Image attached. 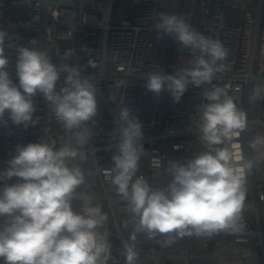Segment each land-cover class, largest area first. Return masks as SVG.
Masks as SVG:
<instances>
[{"label":"clouds","instance_id":"clouds-1","mask_svg":"<svg viewBox=\"0 0 264 264\" xmlns=\"http://www.w3.org/2000/svg\"><path fill=\"white\" fill-rule=\"evenodd\" d=\"M157 39L172 37L180 50L191 54L188 67L174 74L161 70L144 74L145 87L157 97L167 91L179 103L189 85L212 84L228 50L223 44L196 31L182 16L160 13L154 24ZM17 37L0 29V123L8 119L24 128L38 124L34 97L41 95L51 105L57 122L73 142H35L17 145L0 170V261L2 264H109L110 233L100 231L108 217L94 197L84 191L85 173L81 148L90 138L77 131L97 114V88L76 66H58L47 51L17 45ZM7 41V43H6ZM32 41H29L31 44ZM7 49V51H6ZM14 55L13 81L9 66ZM72 55L71 51L64 54ZM63 85L57 88L62 74ZM238 91V89H237ZM206 103L198 106L197 130L204 150L186 163L171 162V179L165 188H153L137 177L143 145V126L131 109L121 107L112 184L127 203L132 231L124 242L125 264H136L137 234L150 239L211 237L221 232L239 233L246 198V177L255 164L264 161V137L256 136L249 147L258 155L246 158L239 137L247 129V114L224 88L203 92ZM264 97V84L253 89L251 100ZM15 178L14 183H9ZM80 201L76 210L74 201ZM127 228V224L125 225Z\"/></svg>","mask_w":264,"mask_h":264},{"label":"built area","instance_id":"built-area-1","mask_svg":"<svg viewBox=\"0 0 264 264\" xmlns=\"http://www.w3.org/2000/svg\"><path fill=\"white\" fill-rule=\"evenodd\" d=\"M112 3V11L109 6ZM117 4L113 12L114 5ZM160 13L182 16L196 31L219 40L228 50L223 61L225 70L218 72L210 85L201 88L189 85L179 103L164 91L158 97L145 87L144 74L161 70L174 74L180 67H188L191 54L180 50V45L170 36L157 39L154 28ZM0 29L16 38L17 45L40 48L43 43L52 49L48 52L58 66L70 65L81 69L97 88V114L89 124L77 131L90 135L91 142L107 145L118 142L117 119L121 107L131 109L143 126V151L138 164L137 177H143L153 188H165L171 179L170 163H186L204 150L199 133L180 135L165 139L153 137L164 131L168 133L197 127L198 106L206 103L203 92L213 86L224 88L236 98L238 108L250 117L264 120V97L257 99L255 115H250V99L253 89L264 84V0H0ZM29 41H32L29 44ZM7 43V41H6ZM7 51V49H6ZM71 51L72 55L64 57ZM105 51V53H104ZM104 56V67L102 60ZM14 55L9 71L17 81L14 71ZM62 74L57 88L63 85ZM238 89V91H237ZM38 124L24 128L4 119L0 123V166L15 152L17 145L35 142H55L57 145L73 142V133L67 132L52 111L50 104L41 95L34 97ZM247 124L239 137L246 158L256 159L258 153L249 147L256 132ZM80 149V150H81ZM116 152L97 153L98 167L92 156L86 155L81 164L85 173L84 191L104 201H112L124 241L132 231L127 203L112 184V157ZM109 159V162H106ZM264 171V161L258 163ZM99 174L108 192L104 191ZM15 178L9 183H14ZM246 198L242 210L244 229L230 239L217 241L209 253L208 237L172 238L167 235L148 238L137 234L136 249L139 253L136 264H205V260L221 253L231 252L243 246L264 248V181L254 178V167L246 177ZM255 215L256 222L251 214ZM0 219V224L4 223ZM127 224V228L125 225ZM115 226V225H114ZM113 237L112 260L109 264H125L121 254L124 243L118 231L105 229ZM229 245V246H228ZM199 247V248H198ZM155 260L159 263H154ZM2 264V261H0ZM211 264V263H210Z\"/></svg>","mask_w":264,"mask_h":264},{"label":"rangeland","instance_id":"rangeland-1","mask_svg":"<svg viewBox=\"0 0 264 264\" xmlns=\"http://www.w3.org/2000/svg\"><path fill=\"white\" fill-rule=\"evenodd\" d=\"M258 106V101L257 100H252L250 104V115H255L256 114V109ZM251 129H253L258 136L264 137V128L258 125H252L251 124ZM253 150V149H252ZM255 151V150H253ZM256 152V151H255ZM257 153V152H256ZM87 155V154H86ZM106 162H109V159H106ZM142 163L141 160H139L138 164ZM80 201H74L73 206L76 210H79L80 208ZM93 204H98L102 207L103 212L107 214V221L104 224L105 229H108L110 231H115V226H114V221L113 218L109 212L108 209V203L104 201L102 198H97L93 200ZM113 237L110 236V241H113ZM217 246V245H216ZM215 243L212 242L208 250H205L204 252H208L211 250H214L216 248ZM250 257V261H252V264H262L261 262V253L260 250H258L254 246H243L240 249H235L231 252L227 253H221L218 254L212 258L208 257L204 262L205 263H212L215 262L216 264H248L249 260L247 259ZM154 263H159V261L155 260Z\"/></svg>","mask_w":264,"mask_h":264},{"label":"water","instance_id":"water-1","mask_svg":"<svg viewBox=\"0 0 264 264\" xmlns=\"http://www.w3.org/2000/svg\"><path fill=\"white\" fill-rule=\"evenodd\" d=\"M108 11L109 12L112 11V3L110 4ZM40 50L47 51V52H52V49L50 47H48V46H45L43 43L40 44ZM104 53H105V51H104ZM103 67H104V56H103V60H102V68ZM247 124H249V125H251V124L252 125H258V126H261V127L264 128V120L262 118H260V116L248 118L247 119ZM194 133H198L197 127H193V128H189V129H183V130H179V131L172 132V133H168V132L164 131V132H162V133H160L158 135H155L153 137V139L154 140H156V139H165V138H170V137H175V136H180V135H187V134H194ZM148 140H149L148 138L144 137V138H142V140L139 143L147 142ZM117 143L107 144V145H97V144L91 142L87 147L81 149V152H84L86 154H90L92 156L93 163H94V165L97 168L98 167L97 153L101 152V151H110V150L116 148ZM58 147H59V145H57V148ZM7 166L8 165L0 166V170L6 169ZM99 177H100L102 186L104 188V191L108 192V189H107L104 181L102 180V177H101L100 174H99ZM107 203H108L109 210H110L111 215H112L113 220H114V225H115V227H116V229L118 231V236L121 238L122 242L124 243L125 241H124L122 233L120 231L118 217L116 215V212H115L114 206L112 204V201L108 200Z\"/></svg>","mask_w":264,"mask_h":264},{"label":"crops","instance_id":"crops-1","mask_svg":"<svg viewBox=\"0 0 264 264\" xmlns=\"http://www.w3.org/2000/svg\"><path fill=\"white\" fill-rule=\"evenodd\" d=\"M252 116V115H251ZM255 161V160H254ZM254 178L255 179H257V180H263L264 181V171H262V170H260L259 168H258V163L257 164H255V166H254ZM108 209H109V207H108ZM109 212H110V210H109ZM110 214H111V212H110ZM251 214V217H252V219H253V221L254 222H256V219H255V215L254 214H252V213H250ZM112 216V215H111ZM113 218V217H112ZM114 221V220H113ZM261 223H262V225L264 226V218H261ZM228 234V233H227ZM233 234V233H232ZM224 236V235H223ZM220 233L219 234H216V235H213V236H211V237H208V242H209V246H208V248L210 247V245L212 244V242L213 243H215V246H216V244H217V241L218 240H223V239H226L225 237H223ZM226 236V235H225ZM232 237V236H231ZM229 246V245H228ZM199 248V247H198ZM258 250H260V253H261V255H262V257H261V262H262V264H264V248H262V247H256ZM215 254V252H213V253H205L204 254V256H209V255H214ZM248 260H249V263L248 264H252L251 262L252 261H250V257H248L247 258ZM205 264H210V263H205ZM211 264H216L215 262H212ZM236 264H240V263H236ZM257 264V263H256Z\"/></svg>","mask_w":264,"mask_h":264},{"label":"trees","instance_id":"trees-1","mask_svg":"<svg viewBox=\"0 0 264 264\" xmlns=\"http://www.w3.org/2000/svg\"><path fill=\"white\" fill-rule=\"evenodd\" d=\"M116 7H117V4H115L114 5V8H113V12H114V10H116ZM110 153H113V152H116V148H114V149H112V150H110L109 151ZM103 153H105V151H101V152H99V154H103ZM223 237H225L226 239H230L231 238V236L233 235L232 233H226V232H221L220 233ZM226 235V236H225Z\"/></svg>","mask_w":264,"mask_h":264},{"label":"bare ground","instance_id":"bare-ground-1","mask_svg":"<svg viewBox=\"0 0 264 264\" xmlns=\"http://www.w3.org/2000/svg\"><path fill=\"white\" fill-rule=\"evenodd\" d=\"M201 256H204V254H203V255H201Z\"/></svg>","mask_w":264,"mask_h":264}]
</instances>
